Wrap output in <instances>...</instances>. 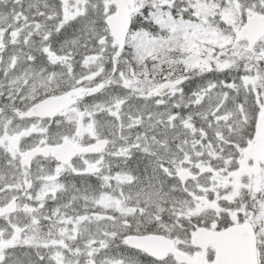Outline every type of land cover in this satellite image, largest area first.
I'll return each mask as SVG.
<instances>
[{
    "label": "snow or ice",
    "instance_id": "1",
    "mask_svg": "<svg viewBox=\"0 0 264 264\" xmlns=\"http://www.w3.org/2000/svg\"><path fill=\"white\" fill-rule=\"evenodd\" d=\"M0 264H264V0H0Z\"/></svg>",
    "mask_w": 264,
    "mask_h": 264
}]
</instances>
